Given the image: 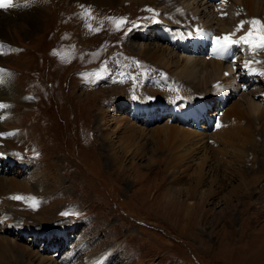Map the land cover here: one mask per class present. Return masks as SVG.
Masks as SVG:
<instances>
[{
	"label": "rangeland",
	"instance_id": "1",
	"mask_svg": "<svg viewBox=\"0 0 264 264\" xmlns=\"http://www.w3.org/2000/svg\"><path fill=\"white\" fill-rule=\"evenodd\" d=\"M70 1L24 0V6L40 10L37 30L18 21V30L4 25L8 40L0 38V69L10 74H0V104L8 106L0 108V133H8L0 135V179L5 182L0 264L28 259L30 264H264L261 145L248 151L241 142L245 120L237 117L246 107V94L264 111V79L237 72L227 82L234 87L217 89L218 78L206 84L198 72L189 83L137 54L138 45L156 42L171 49L173 61L187 56L232 61L234 72L243 50L252 61H264V49L253 50L240 39L250 30L249 39H259V25L248 21L264 24V10L254 2L264 0H241L246 8L230 0H204L219 7L213 11L211 3L204 5L205 23L192 19L180 0L109 6ZM108 18L126 22L117 28ZM229 18L232 26L221 27L215 20ZM80 21L86 33L81 46ZM24 29L27 36L19 32ZM219 32L239 41L230 60H223L225 50L212 49L211 38ZM178 36L189 38L193 50L168 42ZM133 102L140 119L128 114ZM129 124L133 130L125 128ZM174 128L180 132L164 135ZM34 166L44 169L38 177L32 174ZM198 167L199 177L194 174ZM208 168L218 174H209ZM239 169L252 181L246 195H231L234 210L223 217L219 212L230 190L243 185ZM189 186L197 189L193 197L187 196ZM207 190L211 195L202 208H189L194 218L188 219L186 202L200 203V193ZM14 196L34 197L38 206ZM233 238L235 246L229 243ZM21 244L32 254L28 259L18 253Z\"/></svg>",
	"mask_w": 264,
	"mask_h": 264
},
{
	"label": "bare ground",
	"instance_id": "2",
	"mask_svg": "<svg viewBox=\"0 0 264 264\" xmlns=\"http://www.w3.org/2000/svg\"><path fill=\"white\" fill-rule=\"evenodd\" d=\"M72 2H81V3H90V4H97V5H112V4H119V3H121V2H123V1H128V0H71ZM70 1V2H71ZM129 1H131V3L132 2H134V1H137V4L138 5H145L146 3H148V2H150V1H152V0H129ZM160 1V0H159ZM171 1H173V0H171ZM194 1H197V0H180V2H181V4H182V7L184 8V9H188V11H190V12H188L191 16H192V19H194V20H197V19H201L204 23L205 22H207V21H205V17L207 16V14L208 13H204L203 11H202V8L204 9V8H206L204 5H209L210 3V5L209 6H213L212 8H213V11H215L217 8H219L218 6H216L213 2H210V1H208L207 3H205V1L204 0H200V3L199 4H197V5H192V2H194ZM231 2H235V3H241L242 4V6H244L243 5V3L241 2V0H230ZM243 1H245V0H243ZM158 2V1H157ZM255 2V4H256V8L257 9H259L260 11L261 10H264V3H259V2H257V1H254ZM23 3H24V0H14V4H15V6H13V7H9V8H7V9H0V38H4V39H9L8 38V35H7V32H6V30L3 28L4 27V25L5 24H8V25H10V26H12L14 29H19L20 28V26H19V24H18V21L20 22V21H23L22 22V24L23 25H26L27 27H29V29L32 31V32H34L35 30H37V28H38V25H39V20H38V17H37V14L36 13H38L40 10L37 8V7H35V6H33V5H29L31 8H29V7H26V6H24L23 5ZM154 3V2H153ZM174 3V2H173ZM236 5V4H235ZM249 5V4H248ZM172 6V5H171ZM229 6V5H228ZM230 6H232V5H230ZM234 6V5H233ZM240 6V5H239ZM245 7V6H244ZM249 7V6H248ZM247 7V8H248ZM136 8V7H135ZM144 8H145V6H144ZM234 8V7H233ZM246 8V7H245ZM167 9H168V7H167ZM170 9V8H169ZM189 9H191V10H189ZM243 10V9H242ZM248 10V9H247ZM247 10H245L244 9V11H247ZM252 10H253V8H252ZM221 12H222V10H220ZM9 13V15H10V17H11V21L10 20H7L6 18H8L9 19V17H7V14ZM249 12V11H248ZM247 12V13H248ZM216 13L217 12H215V16H216ZM235 13V12H234ZM244 13V12H243ZM254 13V12H253ZM257 13V12H256ZM262 13V12H261ZM218 14H220L219 12H218ZM40 15V14H39ZM209 18V17H208ZM251 18V17H250ZM233 19V18H232ZM86 20H88L87 18H86ZM201 20H199L198 21V23H200L201 22ZM208 20V19H207ZM216 21H217V24L219 25V26H221V27H224V24L225 25H231V22H232V20H230V18L229 19H225V20H222L224 23H221V21L220 20H218V19H215ZM88 22V21H87ZM164 22V21H163ZM208 22H210V20H208ZM235 22V21H234ZM236 23H238V22H236ZM161 23H159L157 26H159ZM174 24V23H173ZM234 24V23H233ZM232 24V25H233ZM8 25H6V26H8ZM87 25V24H86ZM178 25V24H177ZM231 25V26H232ZM175 27H177V26H175ZM194 27V26H193ZM197 27V26H196ZM201 27H203V24H201ZM252 27H254V26H252ZM79 29H80V32H81V34L83 35V37L81 38V40H82V43H80L79 45L81 46V45H83L84 44V38H85V36H86V33L84 32V21H80V24H79V27H78ZM226 28V27H225ZM257 28H258V26H257ZM21 29H23V28H21ZM201 29V28H200ZM232 29V28H231ZM254 29H256V28H254ZM234 30V29H233ZM259 30V29H258ZM258 30H256V31H258ZM16 32H18V31H16ZM19 32H21L20 34L22 35V36H27L28 34H29V32L28 31H25V29L22 31V30H20ZM208 32V31H207ZM206 32V33H207ZM221 32V31H220ZM219 32V34L217 35H215V36H213L212 38H211V46H212V49H214L213 48V45L215 46V44H214V41L216 40V38L217 37H223V36H225V35H228L229 33H220ZM87 33H88V31H87ZM210 34V33H209ZM208 34V35H209ZM256 34H257V32H256ZM179 38H183V37H181V36H178ZM207 39H209V38H207ZM169 43L171 42V44L173 45L174 43H176L177 41H168ZM189 42H190V40H189ZM210 42V41H209ZM180 43V42H179ZM191 43V42H190ZM102 44H103V42H102ZM208 44V43H207ZM206 45V44H205ZM139 47H138V52H137V54H140V55H142V56H144L147 60H149V61H152V62H155V61H157V63L158 64H160V65H162V66H164L169 72H171V73H173V74H179L181 77H185L186 78V80L189 82V83H193V81H194V79H190V76H192L194 73H202V75H205V77H204V80L206 81V84H208V83H210L211 81H215V79L216 78H218V80L217 81H215L214 83H215V86L217 87V89H223V88H226L227 87V85L229 86V88H231V87H234V86H232V85H229V84H227V82H228V79L229 78H231V77H234V76H236V75H234L235 73H237V72H245V74H247V76H252V79H255V78H257V77H260V78H263L264 79V61H262V60H257V61H259V62H255L254 61V59H253V61L250 59V56H248V55H246V54H248V53H246L244 50L242 51L243 53H242V55H241V66H240V68H239V71H238V69H237V71H235L234 72V70L236 69V66L235 65H233L232 64V61H231V63L230 62H226V63H222V62H220V61H216L215 59H213V58H207V59H209V61L207 60H205V61H202L200 58V60H195L196 58L194 57H192L193 59H190L189 58V56H187V57H185V58H179V59H177V60H174L173 61V57H174V54L173 53H171L172 51H171V49L170 48H168L167 46H164V47H162V45H160V44H158V43H149V42H147V44H140V45H138ZM182 46H185L183 43H182ZM210 46V45H209ZM242 46V45H241ZM249 47V46H248ZM247 47V48H248ZM82 48V47H81ZM211 48V47H210ZM84 51H87V50H85V48H82ZM225 50V49H224ZM211 52H212V50H210ZM244 53H246V54H244ZM252 52H250V54H251ZM176 55V54H175ZM211 55V54H210ZM217 55V54H216ZM258 56H259V54H258ZM207 57V56H206ZM254 57V56H253ZM257 57V56H256ZM261 58H264V57H261ZM224 64H226V66L224 65ZM199 69H200V71H199ZM227 74V75H226ZM231 74V75H230ZM175 76V75H174ZM239 76V75H238ZM182 79V78H181ZM208 79H209V82H208ZM197 83H199V82H197ZM239 84H237V86H238ZM195 88H198L199 86L198 85H196V84H194L193 85ZM210 86V85H209ZM214 86V87H215ZM4 88V87H3ZM208 88V87H207ZM245 89H247V87H244V90ZM251 89V88H250ZM205 90H206V88H205ZM216 91V90H215ZM222 91V90H221ZM225 91V90H224ZM247 93V92H246ZM249 97V94H246V95H244L243 96V99H244V104H245V109H244V112H246L247 113V116H249V117H245V113L244 112H241L237 117H238V119L240 120V119H243L244 118V120H245V134H246V136H244V139L241 141V142H244V143H247L248 145H249V149H248V151H250V149H254V148H256L255 146H256V143H258V144H260L261 145V147H262V145L264 144V111H261L260 110V107H259V105L257 104V102L255 103V101H253L251 98H248ZM2 104V103H1ZM196 105V104H195ZM262 108V107H261ZM193 109V108H192ZM205 110V109H204ZM191 114V113H190ZM255 114H256V117H254L255 116ZM200 116V115H199ZM199 118V117H198ZM243 121V120H242ZM236 124V123H235ZM241 124V123H240ZM237 125H238V123H237ZM239 126V125H238ZM167 127H170L169 125L167 126ZM257 127H259L260 129H258L257 130ZM126 129H130V130H133L134 129V126H132V125H128V126H126L125 127ZM238 129H240V127H238ZM261 130H263V131H261ZM0 131H2V129H1V127H0ZM239 131V130H238ZM238 131H236V132H238ZM164 135H166V133H167V135L166 136H168V135H170V133H173V132H176V133H178V132H180V129L178 128V129H165L164 131ZM225 132H227V131H225ZM104 133H106V131L104 132ZM217 134V133H216ZM220 136V135H219ZM229 136V135H228ZM239 136V135H238ZM236 137H237V135H236ZM124 138V137H123ZM240 138V137H239ZM259 138H261V141H260V139ZM107 139V141H109V137H107L106 138ZM215 139H216V137H215ZM218 139H220V137L218 138ZM221 140H222V138H221ZM220 140V141H221ZM260 141V142H259ZM222 143V142H221ZM203 146V145H202ZM242 146V145H241ZM204 147V146H203ZM240 147V146H239ZM261 147H260V155H261V162H262V164L264 165V149L262 148L261 149ZM202 148V147H201ZM245 148V147H244ZM108 149L110 150V151H113L114 149H113V147H112V144L111 143H109V147H108ZM193 149V148H192ZM198 150H199V148H198ZM210 150H212V151H214V150H216V149H214V148H211ZM243 150H245V149H243ZM243 150H241V152H243ZM259 150V149H258ZM206 151V150H205ZM252 151V150H251ZM216 152V151H215ZM247 152V150L245 151V153ZM253 152V151H252ZM251 152V153H252ZM210 153V152H209ZM245 153H244V155H245ZM5 156H7V154L5 153L4 154ZM212 156H214V155H212ZM211 156V157H212ZM219 157V156H218ZM220 157H222V156H220ZM244 158L245 157H243L241 160H239L238 161V164L240 165L239 167L241 168L242 166L244 167V164L243 163H245V160H244ZM212 159V158H211ZM240 159V158H239ZM255 159V158H254ZM208 160V159H207ZM218 161V160H217ZM230 161V160H229ZM0 162H2V161H0ZM65 162V161H64ZM205 162V161H204ZM207 162H209V161H207ZM219 162V161H218ZM235 162H237V161H235ZM28 163V162H27ZM26 163V164H27ZM30 163V162H29ZM35 163V162H34ZM33 165V163H30V167ZM210 165V164H209ZM0 166H1V164H0ZM35 166H36V164H35ZM34 166V168H33V175L34 176H36V177H38L41 173H43L44 172V169H39L40 167L39 166H37V168L39 169L38 171H36V172H34V170H36L37 168ZM238 166V165H237ZM195 168V167H194ZM193 168V169H194ZM170 169V168H169ZM175 171V170H174ZM172 172L171 174L173 175V180H175L176 179V174H175V172ZM206 171V170H205ZM208 172H209V174L210 173H212L213 175H217L218 173H217V171L216 170H214L213 168H208V170H207ZM201 172H202V170H201V167H198V168H196V170L194 171V174H196V176H200L201 175ZM234 172V171H233ZM236 172V171H235ZM205 173V172H204ZM207 174V173H206ZM208 174V175H209ZM236 174L240 177V180H242V183H243V185H241L240 183H237V185L236 186H234V187H232V189L230 190V194H229V199H225V202H226V200H227V204L225 205V207H223L221 210H220V214L224 217V216H226V214H228L230 211H232V210H234V205L231 203V195H236V196H239L240 195V192H245V194L244 195H246L248 192L247 191H245V189H246V186H247V184H250V181H252V179L251 178H248V176H246V174H245V171L243 170V169H239L238 170V172H236ZM205 174H203V176H204ZM31 176V175H30ZM6 177V176H5ZM4 177V178H5ZM33 177V176H32ZM12 178V177H11ZM10 178V179H11ZM193 179H194V177H192ZM6 180V179H5ZM247 180V181H246ZM194 182L197 184L198 183V180H197V178H195V180H194ZM4 181H1V179H0V190L2 189H4L5 188V186H4ZM17 185V184H16ZM19 185V184H18ZM26 185V184H25ZM24 185V186H25ZM28 185V184H27ZM21 186V185H20ZM19 187V186H18ZM28 187V186H27ZM195 190H197V189H195V187L194 186H189V190H188V195L187 196H191V197H193L194 196V194L197 192V191H195ZM9 191V190H8ZM12 191V190H11ZM35 191V190H34ZM210 190H207V193H204V192H201L200 193V195H199V200H200V203H199V201H194V202H189V203H187L186 202V204H185V208H186V210H185V213H186V215H189V216H187L188 217V219H191V217H193L192 215H190L188 212L190 211L189 210V208L194 212V208L197 206V205H199L200 206V208H202V204H204L206 201H207V199H208V197L211 195V192L208 194V192H209ZM6 192V194H8L9 195V193H11V192H9V193H7V191H5ZM15 192V191H14ZM32 192V191H31ZM1 194V193H0ZM2 195H3V193H2ZM7 195V196H8ZM1 196V195H0ZM196 197V196H195ZM231 198V199H230ZM234 199V198H233ZM3 200H5V199H3ZM250 210V209H249ZM7 211V210H6ZM211 211V209L209 208V209H207V210H205L204 212L205 213H209ZM7 213V215H9L8 214V212H6ZM240 213V212H239ZM192 214V213H191ZM195 214V213H194ZM214 216V215H213ZM11 217V216H10ZM194 218V217H193ZM194 220V222L196 223L197 222V219H193ZM11 225V224H10ZM234 237V236H233ZM235 238V237H234ZM233 238V240L232 241H230L229 243L230 244H232L233 246H235V239ZM228 240H230V238H228ZM1 243H2V241H1ZM17 245V244H16ZM22 245V244H21ZM10 246V245H9ZM26 246V245H25ZM25 246H19L18 247V253H19V255H21V256H23V257H30L32 254H31V252H30V250L29 249H27ZM10 248V247H9ZM4 249V248H3ZM5 251V250H4ZM32 251V250H31ZM6 252H8V251H6ZM9 252L10 253H14V255L15 254H17L14 250H13V248H10L9 249ZM3 255V254H2ZM27 258V259H28ZM5 259V258H4ZM44 259V258H43ZM23 261V260H22ZM26 261V260H25ZM38 261H40V260H38ZM44 262V261H43ZM41 263V262H40ZM16 264H21L20 262H18V263H16ZM25 264V263H24ZM26 264H30V262H29V259L26 261Z\"/></svg>",
	"mask_w": 264,
	"mask_h": 264
},
{
	"label": "snow or ice",
	"instance_id": "3",
	"mask_svg": "<svg viewBox=\"0 0 264 264\" xmlns=\"http://www.w3.org/2000/svg\"><path fill=\"white\" fill-rule=\"evenodd\" d=\"M13 6H15L14 0H0V9H7ZM149 11H154V10L149 9ZM85 14L89 15L90 13L88 10H86ZM108 19L112 20L117 26V28H119L126 22V18H108ZM244 23L245 22L242 21L241 25L238 26V28L242 27ZM248 23L254 26L259 25V39L258 40L249 39L250 37H253V33L251 30L246 34V36L241 37L240 39L243 40L245 43L252 44L253 50H256L257 48L264 49V24H262L260 21L255 20V19L248 21ZM88 27L91 29V25H88ZM231 35L233 34H228L223 37H217L216 40L214 41V44H215L214 51L223 52V50L226 49L230 44L239 42L236 40H232ZM3 47L4 45L0 44V48H3ZM12 50L19 51V49H12ZM0 74H3V76L10 75L9 73H7V70H4V69H0ZM0 82H2V76H0ZM6 107L8 106L0 104V108H6ZM220 126L221 125L217 123V127H220ZM0 135H8V133H0ZM12 198L13 199H23L25 200L26 203H29V205L33 208L38 206V201L34 197L14 196Z\"/></svg>",
	"mask_w": 264,
	"mask_h": 264
}]
</instances>
